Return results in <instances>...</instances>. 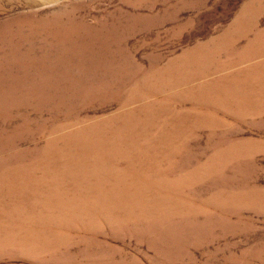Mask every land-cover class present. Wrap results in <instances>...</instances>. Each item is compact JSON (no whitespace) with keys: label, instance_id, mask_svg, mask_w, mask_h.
Returning <instances> with one entry per match:
<instances>
[{"label":"rangeland","instance_id":"rangeland-1","mask_svg":"<svg viewBox=\"0 0 264 264\" xmlns=\"http://www.w3.org/2000/svg\"><path fill=\"white\" fill-rule=\"evenodd\" d=\"M257 76L264 0H0V264H264Z\"/></svg>","mask_w":264,"mask_h":264},{"label":"bare ground","instance_id":"bare-ground-1","mask_svg":"<svg viewBox=\"0 0 264 264\" xmlns=\"http://www.w3.org/2000/svg\"><path fill=\"white\" fill-rule=\"evenodd\" d=\"M259 66H261V65H257V66H255V67H259ZM255 80L257 81V82H259V83H263V79H261V77L260 76H257L256 78H255ZM181 130V129H180ZM170 135V131H167L166 133H163V134H160L158 137H157V140L158 141H160L161 143H165L166 141H167V137ZM102 146V145H101ZM106 148V147H105ZM104 148V149H105ZM97 150V149H96ZM87 162V161H86ZM88 163V162H87ZM85 164V165H89V164ZM99 167V166H98ZM28 168V167H27ZM72 168H74V169H80V168H78V167H75L74 165H72ZM87 169L88 168H91L90 166H88V167H86ZM48 169V168H47ZM12 177V176H11ZM77 179H81V178H79V177H76ZM126 178V177H125ZM82 179H86V180H88V178H86V177H84V178H82ZM140 180H142V178L140 177ZM83 181V180H82ZM18 183V182H17ZM100 183V182H99ZM92 184V183H91ZM12 185H14L13 186V188H16V182H13V184ZM139 192V191H138ZM27 193V192H26ZM24 197V196H23ZM25 198V197H24ZM11 210V209H10Z\"/></svg>","mask_w":264,"mask_h":264}]
</instances>
